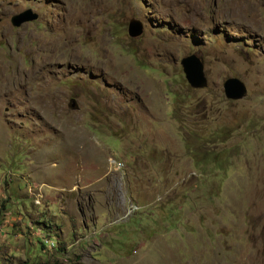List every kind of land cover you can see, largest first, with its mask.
Returning a JSON list of instances; mask_svg holds the SVG:
<instances>
[{
    "label": "rangeland",
    "instance_id": "rangeland-1",
    "mask_svg": "<svg viewBox=\"0 0 264 264\" xmlns=\"http://www.w3.org/2000/svg\"><path fill=\"white\" fill-rule=\"evenodd\" d=\"M0 264H264V0H0Z\"/></svg>",
    "mask_w": 264,
    "mask_h": 264
},
{
    "label": "water",
    "instance_id": "water-1",
    "mask_svg": "<svg viewBox=\"0 0 264 264\" xmlns=\"http://www.w3.org/2000/svg\"><path fill=\"white\" fill-rule=\"evenodd\" d=\"M39 18V14L32 8H28L20 13L14 14L11 17L13 26L19 27L26 22L35 21ZM144 31L143 23L138 19H131L128 26L129 35L132 37L140 36ZM181 64L186 76V79L195 88H203L208 85V79L204 71V62L196 55L191 54L181 59ZM224 92L227 98L239 100L244 98L247 93L246 84L238 77H229L225 80ZM70 107L78 109L79 106L75 99H71Z\"/></svg>",
    "mask_w": 264,
    "mask_h": 264
},
{
    "label": "clouds",
    "instance_id": "clouds-1",
    "mask_svg": "<svg viewBox=\"0 0 264 264\" xmlns=\"http://www.w3.org/2000/svg\"><path fill=\"white\" fill-rule=\"evenodd\" d=\"M35 11V10H34ZM38 13V12H37ZM136 19V18H135ZM139 20V19H138ZM144 32V31H143ZM129 33V32H128ZM132 37V36H131ZM191 55V54H190ZM188 56V55H187Z\"/></svg>",
    "mask_w": 264,
    "mask_h": 264
}]
</instances>
